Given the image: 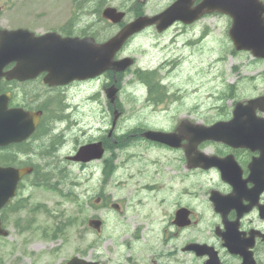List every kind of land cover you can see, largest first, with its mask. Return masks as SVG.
<instances>
[{"label":"flooded vegetation","instance_id":"af4514ba","mask_svg":"<svg viewBox=\"0 0 264 264\" xmlns=\"http://www.w3.org/2000/svg\"><path fill=\"white\" fill-rule=\"evenodd\" d=\"M70 6L77 14L83 11L81 0H73ZM57 31L62 35L85 34L82 28ZM240 52L255 66L242 76V86L227 85L219 100L186 115L189 124L226 122L219 139L194 140L196 150L212 157L210 165L190 170L183 149L178 148L184 159L161 157L157 184H111L109 196L100 193L95 197V210H112L121 232L113 241L108 260L95 257L99 264H264V58L247 50ZM163 59L157 66L160 71L180 63V55L174 53ZM109 77L111 72L98 78L103 80L102 87ZM142 87L147 96L144 102L157 103L149 97L146 87L150 85ZM105 104L109 117L113 107L107 101ZM116 107L123 115L117 103ZM235 115V122L229 124ZM175 121L174 126L161 129L179 133L185 124H178L180 116ZM117 131L115 124L111 132L104 128L97 137L110 151L114 165L118 162L116 152L125 148L121 143L127 136ZM180 135L193 137L187 131ZM139 140L147 151L159 145L172 150L141 136ZM198 170L205 173V181L200 179L203 173L192 178ZM123 221L129 222L128 229ZM84 236L80 231V239Z\"/></svg>","mask_w":264,"mask_h":264},{"label":"rangeland","instance_id":"374dc122","mask_svg":"<svg viewBox=\"0 0 264 264\" xmlns=\"http://www.w3.org/2000/svg\"><path fill=\"white\" fill-rule=\"evenodd\" d=\"M167 0H149L147 2V7H160ZM60 0H54L53 5L50 6L49 0H23L20 3V0H0V26L13 27L16 26L17 22L13 21L14 16L18 11L19 5H22L24 12L27 14H32V19H25L23 23L27 24L30 27L39 28L37 30H43L49 27L57 26L61 24L63 19L68 17L67 10H64L65 16H62L60 12L63 11V8L60 6ZM82 23L88 21H95L94 16L83 17ZM15 20V18H14ZM99 28H92L94 31H98L100 35H106L114 30L110 28L107 24H100ZM177 28V27H175ZM186 28H212L208 42L213 46V62L215 58L217 59L220 56L224 57V60L220 63L216 59V65L210 68L208 65V59L205 60L204 55H195L194 59L196 61L195 67H183L178 66L173 73H171V79L176 82L175 84L178 87H189L195 80V73H198V83L199 87L198 93L193 97L187 99L189 102L184 104H201L206 100L203 99L204 95L212 94L221 90L228 84H230L237 74L232 70L234 65L238 64V70L241 76H246L251 70L255 68L254 63L250 60H246L244 56H241V53L236 55L228 50V19L225 16L218 14H211L205 16L202 20L193 24L192 26ZM170 34H156L154 30L137 37L134 44V48H140L148 46L150 43H155L156 41L151 40L150 38L156 37L162 44L167 41V37L161 36H170ZM173 36V35H172ZM164 52L152 53L148 56V59L144 61L155 62L157 57H162ZM232 55V56H231ZM234 55V56H233ZM246 64V65H244ZM214 79L211 83L210 79ZM248 88V86H246ZM41 89V86H38ZM99 86L97 82H93L84 87L79 85H73L66 95L69 98L70 106L73 108L76 106V109L73 110L75 113L72 117L78 121V124L68 132L64 133L63 137H60V140H65V145L59 146L58 150L55 152L52 151H40L42 147L48 145L49 137L47 135L42 136V138L32 139L26 147H30L28 150L29 155L27 158L34 163L39 162L46 170L49 171L52 178V182L63 186V192L66 193L65 197L52 192L55 190H48L43 187L31 186L29 179H26L22 186V192L19 198H28L26 206L19 210L17 213H7V223L6 226L9 229V235L0 237V264H62L61 262L75 254L78 250H86L85 254L88 256H95L99 252L102 255H107V249L112 246V243L121 232L119 229L113 228V217L111 212H106L104 214L106 223L104 225V230L102 235L97 236L95 231L86 228V235L80 239L77 233V222L70 226L66 231V239L57 238L55 240L47 239V236L41 231L38 226H45V223L48 222L46 216L43 214L42 210H36L31 213L28 211V208L35 203H43L49 208L52 212H58L59 210H64V215L74 214L76 212L75 205L73 201L69 200L75 196H94L97 193V190L100 184H105V192L110 191L108 184H114L115 180H118L119 176L121 178L125 177L129 182L128 184H134V180L140 181L145 179V176H141L138 172L135 177L136 168L124 167L120 171V175L105 177L103 179L101 175L100 165H97L94 170L91 166L80 167L77 164H72L66 160L65 156L70 149L75 145L74 139H77L78 143H81L85 140L93 138V134H98L97 131H91L87 133V126L90 124L92 126H97L99 123V115L101 106L95 105L93 100L87 98V95L92 91H98ZM129 90V89H127ZM127 97V91L122 95L121 98ZM102 100V99H101ZM128 101V100H127ZM94 106V109L89 110L90 107ZM170 110L166 111L167 118H171L172 113L174 112V106L170 105ZM201 106V105H200ZM82 109L88 110L87 112L82 113ZM144 115H141L139 118L135 117L130 122H123L119 126V130L122 131L127 127L137 126V122H144L146 126L149 125H158L169 127L170 123L161 118V115H157L152 109L148 108ZM102 123L103 120H100ZM150 127V126H149ZM80 129V130H79ZM84 129V130H83ZM118 130V128H117ZM119 133V131H117ZM139 142V141H138ZM143 149H146L144 146ZM153 154L150 151H146L145 154L140 155L141 158L148 159V156ZM22 158H26L25 156ZM97 164V163H93ZM135 171V172H134ZM58 180V182H56ZM71 190L75 195L68 193ZM57 192V191H55ZM89 211L86 210L85 214H88ZM34 217L33 225L26 230H23V224L21 225V230L15 226V220H25L26 218ZM85 223H83L84 227ZM97 246L91 247L88 244L93 240H97ZM98 247V249H96Z\"/></svg>","mask_w":264,"mask_h":264},{"label":"water","instance_id":"95a60500","mask_svg":"<svg viewBox=\"0 0 264 264\" xmlns=\"http://www.w3.org/2000/svg\"><path fill=\"white\" fill-rule=\"evenodd\" d=\"M192 0H176L171 6L158 15L140 16L129 22L104 44H94L91 40H74L62 38L55 33L34 36L26 29L0 30V76L7 79L30 78L40 71H47L43 80L49 84L65 83L73 78L93 76L105 68L123 69L127 63L122 60L112 61L113 52L121 45L123 39L145 25L156 23L157 28H164L174 19L189 22L203 11L217 10L228 13L232 17L231 35L238 46L251 48L255 53L264 51V7L259 0H201L191 7ZM182 7V8H181ZM104 15L111 19H120L122 14L112 8H107ZM77 48V49H76ZM23 53V56L21 54ZM14 66L3 71V66L9 62ZM115 88L111 86L107 93L113 97ZM6 95H0V143L7 141L5 134L12 140L25 137L37 121V113H24L20 108L6 109ZM150 138L165 140L166 135L148 132ZM172 141H178L173 138ZM86 147V146H85ZM86 148L81 147L75 158L81 156ZM100 151L92 156H99ZM9 183L12 174L5 171ZM0 181V195L12 184ZM0 233H3L0 230ZM71 264H92L71 259Z\"/></svg>","mask_w":264,"mask_h":264}]
</instances>
